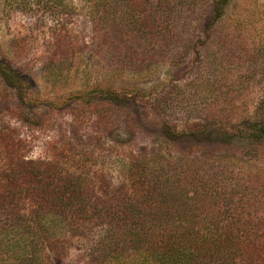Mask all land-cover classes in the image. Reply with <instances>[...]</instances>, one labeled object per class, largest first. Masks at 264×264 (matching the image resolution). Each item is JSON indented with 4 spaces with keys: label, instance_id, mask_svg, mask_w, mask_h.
<instances>
[{
    "label": "rangeland",
    "instance_id": "rangeland-1",
    "mask_svg": "<svg viewBox=\"0 0 264 264\" xmlns=\"http://www.w3.org/2000/svg\"><path fill=\"white\" fill-rule=\"evenodd\" d=\"M91 1L0 0L6 140L29 160L45 159L51 142L61 157H69L63 144L70 152L93 149V166L110 181L107 198L131 156L172 161L193 144L189 132L207 128L208 143L194 154L232 155L235 173L250 174L264 193V137L257 156L212 145L218 128L249 140L246 128L264 115V0H228L221 17L200 0H179L181 21L161 23L160 44L124 29L111 35ZM144 5L142 14L154 12ZM78 140L86 148L77 149ZM8 192L0 187V264H153L147 252L109 248L100 221L82 232L57 223L43 239L37 203L28 201L33 191L21 195L24 201Z\"/></svg>",
    "mask_w": 264,
    "mask_h": 264
},
{
    "label": "trees",
    "instance_id": "trees-1",
    "mask_svg": "<svg viewBox=\"0 0 264 264\" xmlns=\"http://www.w3.org/2000/svg\"><path fill=\"white\" fill-rule=\"evenodd\" d=\"M207 1L200 0L199 6L211 7L216 17L224 15L228 0H211L209 5ZM91 3V12L103 13L111 35L124 29L132 39L141 34L160 44L165 41L161 23L169 18L176 25L181 21V15L176 14L181 8L179 0ZM147 3L155 9L150 15L141 13ZM122 10L120 16L113 15ZM217 130L221 137L213 141L215 150L236 147L243 155L257 156L264 137V115L246 128L247 141H235L232 132L224 128ZM206 132L207 128L189 132L193 144L172 161L144 154L131 156L121 184L106 198L110 181L93 166V149L76 153L63 144L61 150L69 157H61L51 142L53 151L45 159L29 160L0 131V187L17 201L25 200L21 195L26 191H33L28 201L37 203L35 214L42 218L39 232L43 239L57 223L82 232L93 220L105 225L104 231L111 236L109 248L147 252L153 264H264L263 189L250 174L235 173L232 155L213 156L202 151L195 155L208 143L202 140ZM85 143L78 140L75 147L84 149ZM49 215L61 219L47 220Z\"/></svg>",
    "mask_w": 264,
    "mask_h": 264
}]
</instances>
